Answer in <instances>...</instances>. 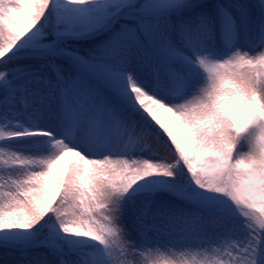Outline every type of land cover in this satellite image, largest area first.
I'll return each mask as SVG.
<instances>
[{"label":"snow or ice","instance_id":"6c2138e0","mask_svg":"<svg viewBox=\"0 0 264 264\" xmlns=\"http://www.w3.org/2000/svg\"><path fill=\"white\" fill-rule=\"evenodd\" d=\"M0 264H264V0H0Z\"/></svg>","mask_w":264,"mask_h":264},{"label":"bare ground","instance_id":"6f19581e","mask_svg":"<svg viewBox=\"0 0 264 264\" xmlns=\"http://www.w3.org/2000/svg\"><path fill=\"white\" fill-rule=\"evenodd\" d=\"M147 102V101H146ZM168 114H166V113H161V116H162V118L164 117V116H167Z\"/></svg>","mask_w":264,"mask_h":264}]
</instances>
